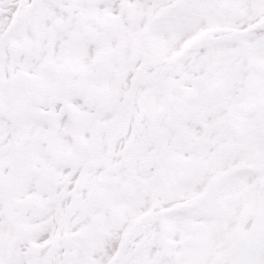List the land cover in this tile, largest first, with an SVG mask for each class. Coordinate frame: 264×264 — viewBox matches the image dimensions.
<instances>
[{"label":"snow or ice","instance_id":"snow-or-ice-1","mask_svg":"<svg viewBox=\"0 0 264 264\" xmlns=\"http://www.w3.org/2000/svg\"><path fill=\"white\" fill-rule=\"evenodd\" d=\"M0 264H264V0H0Z\"/></svg>","mask_w":264,"mask_h":264}]
</instances>
